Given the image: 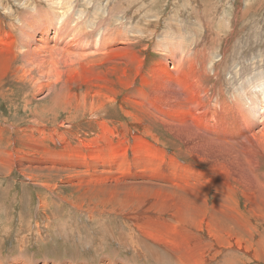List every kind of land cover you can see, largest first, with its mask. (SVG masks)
<instances>
[{"label":"rangeland","instance_id":"obj_1","mask_svg":"<svg viewBox=\"0 0 264 264\" xmlns=\"http://www.w3.org/2000/svg\"><path fill=\"white\" fill-rule=\"evenodd\" d=\"M0 264H264V0H0Z\"/></svg>","mask_w":264,"mask_h":264},{"label":"bare ground","instance_id":"obj_2","mask_svg":"<svg viewBox=\"0 0 264 264\" xmlns=\"http://www.w3.org/2000/svg\"><path fill=\"white\" fill-rule=\"evenodd\" d=\"M46 14H47V12H46ZM46 16H47V15H46ZM61 19H62V18H61ZM61 19L58 20V22H60ZM42 32H43V31H42ZM25 34H26V33H25ZM26 40H27V39H26ZM70 40H71V39H70ZM72 40H74V39H72ZM72 40H71V41H72ZM81 40H82V39H81ZM91 40H92V39H91ZM79 41H80V40H79ZM79 41H78V42H79ZM97 41H98V40H97ZM73 42H74V41H73ZM73 42H72V43H73ZM78 42H77V43H78ZM80 42H81V41H80ZM93 42H94V41H93ZM99 42H100V41H99ZM68 43H69V42H68ZM81 43H82V42H81ZM87 44H88V43H87ZM69 45H70V43H69ZM73 45H74V43H73ZM90 45H91V44H90ZM97 45H98V44H97ZM23 46H24V45H23ZM25 47H26V45H25ZM73 47H74V46H73ZM78 47H79V46H78ZM76 48H77V47H76ZM72 50H73V49H72ZM80 50H81V49H80ZM42 53H43V52H42ZM49 55H50V54H49ZM53 55H54V54H53ZM57 55H59V54H57ZM64 55H65V54H64ZM29 57H30V56H29ZM49 57H50V56H49ZM24 58H25V56H24ZM31 59H32V58H31ZM27 60H28V59H27ZM54 60H55V58H54ZM25 62H26V61H25ZM29 62H30V61H29ZM31 63H32V62H31ZM24 72H25V71H24ZM25 74H26V73H25ZM55 80H56V79H55ZM55 80H54V81H55ZM54 81H53V82H54ZM71 137H72V136H71ZM50 139H51V138H50ZM97 143H98V142H97ZM46 152H47V151H46ZM116 189H117V188H116ZM180 198H182L181 195H180ZM181 202H182V201H181ZM178 203H179V202H178ZM179 204H181V203H179ZM160 207H161L162 209H164L162 206H160ZM182 207H183V206H182Z\"/></svg>","mask_w":264,"mask_h":264}]
</instances>
